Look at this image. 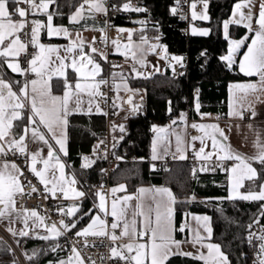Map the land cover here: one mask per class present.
<instances>
[{"label": "snow or ice", "instance_id": "obj_1", "mask_svg": "<svg viewBox=\"0 0 264 264\" xmlns=\"http://www.w3.org/2000/svg\"><path fill=\"white\" fill-rule=\"evenodd\" d=\"M199 2L203 4V11L199 14L193 11L192 18L209 19L207 15L208 0H199ZM56 3L57 0H0V65L6 64L7 69L11 72L24 77L23 80H6L3 75H0V156L6 157L10 152L13 155L24 154L25 162L31 161L29 170L39 178V182L44 185V191L51 193L53 199L56 198L57 192L66 200L69 198L82 199L86 196V193L74 187L77 184L74 175L70 179L65 178V165L60 162V157L55 153L50 141H54L56 145H59V152L67 155L65 129L68 125V116L83 111L84 94L89 97L87 114H91L93 99L97 95H101L103 98V94L99 92V89L102 84H107V81L103 78L96 79L98 76H102L103 69L91 54L85 52V42L79 32L76 33L75 39H72L73 34L67 27L54 26L53 18L56 13L49 11V8ZM106 4L107 0H82L76 11L69 17V20L71 23L77 24L86 16L94 19L97 13L107 15L108 8ZM179 4L180 0H177V6ZM196 6V3L191 4L192 9H195ZM254 7L255 0H244V3H237L234 6L233 19L224 23L226 38L229 23H242L250 33H253L251 37L246 36L238 41H231L228 54L221 58L231 68L233 64L237 63L235 59L237 53L241 48L246 47V51L243 52L239 61V69L246 76L259 77V80L254 83L231 85V88L239 93L236 97L239 108L230 110L228 115L229 117H239L241 120L244 119L245 111H249L251 117L255 118L257 116L255 106L264 104V0H260L258 12H253ZM244 8L248 9L247 13L242 11ZM117 10L147 11L146 8L134 7L130 2L124 3L122 8H117ZM171 12L175 15L177 7H173ZM37 15L46 16V23L39 19H28L29 16L35 17ZM105 23L107 24V22ZM29 25H31L30 30H28ZM42 30H46L49 38L63 36L70 39V45L65 46L63 49L65 53L70 55H61L59 47L42 43L40 40ZM99 31L103 32L104 29H99ZM118 31L123 32L125 29H118ZM192 34L207 36L209 31L207 29L197 31L193 28ZM131 35L132 33L129 31V39H131ZM156 39H159V37ZM141 41L147 43L146 37L141 36ZM113 43L116 42L113 41ZM150 47L152 51H155L158 47L163 46L151 45ZM30 48L33 51H30ZM90 51L91 53H97V49L92 46H90ZM164 51L167 52V49L164 48ZM204 54L201 53V55ZM22 55L27 67H21L20 57ZM99 55L101 59L107 60V56L103 53H99ZM133 58L136 59L135 53H133ZM170 59L178 65H183L184 57L172 56ZM139 62L143 63L142 60ZM113 67L118 66L113 65ZM68 68H71L72 72L76 74L72 80L69 79L66 72ZM133 71H136L135 67H133ZM156 71H159V69H156ZM30 74H34L36 78L29 79ZM136 75L140 76L141 73L136 72ZM54 77L62 80V96L52 95L50 82ZM118 89L119 86H117ZM128 103H131V97H129ZM195 107L199 112L200 103L198 100ZM95 111L106 115L102 112L98 103L95 105ZM131 111L133 113L138 112L139 106L134 105ZM200 115L202 118L210 116L208 113H200ZM181 119H184L183 115ZM21 121L23 122L22 125L14 123ZM191 127L199 129L203 133L201 137H192L193 141L200 139L201 142V147L196 153L197 156L205 161L212 159V152L205 153V147H207L205 137H208L211 139L212 149L214 151L218 149L217 161H236L230 169L224 166L223 163L217 164V167L233 174L227 199L261 202L258 217L247 226L249 229L247 241L256 252L254 264H264V228L261 229L259 235L251 231L253 224H259L260 217H264V135L259 131L256 132V139L253 141L255 152L253 155L248 156L232 150L231 144L227 143L229 138L225 130L220 128L218 124L193 123ZM249 127L252 126L249 125ZM209 129L211 131H208ZM119 131L121 133L125 131L123 125L119 126ZM120 139H123V136ZM37 141L48 147V158L42 159V161H38L39 151L29 149V144ZM180 142L181 138L177 136L178 152L181 151L179 148ZM103 143L104 141L101 140L100 144ZM99 147L98 144L93 148L94 154ZM152 159H158L155 155V149ZM180 159H185V157L181 155ZM52 160L55 161V164L50 165L49 162ZM83 160L85 161L82 164L83 168H89L94 163L88 156H84ZM38 162L43 163L44 168L42 170H37L36 164ZM254 164L257 166H254ZM57 169L59 170V177L56 174ZM23 176V169L15 161L0 160V220L9 222L7 230L13 236L28 237L30 231H35V227L30 229L29 219L38 218L40 225H43V217H38L36 210H17L16 208V197L18 195L22 197L38 191L31 181H27L25 184L21 180ZM244 180L253 183L246 192L242 193L239 189L244 187ZM49 183L51 188L48 187ZM26 188H30L31 191L26 193ZM124 190H126L125 186L119 185L111 189V192L114 195L117 191ZM140 191L143 192L144 190L141 189ZM153 191L154 195L151 198V203H145L141 200L140 203L129 205L128 201L133 200V197L125 196L122 198V203L113 199L110 211L106 195L102 191H98L96 193L99 197L98 210L104 214L105 218H101L98 214L93 217L92 210L85 211L81 215L88 216L91 221L87 227L77 229L75 220L68 219L66 221L61 219L59 227L53 224L50 228H47L51 235H37L36 238L44 240L57 239L74 229H77L75 231L76 237H107L112 242L108 259L118 261L120 264H168L173 256H183L192 260L203 261L204 264H231L228 255L221 250L219 244L204 243L205 240H211L213 233L211 218L208 216L195 218L198 222L203 221L202 227L206 236L201 235L198 228L194 230V238L191 241L176 240L175 233L185 231L184 226L177 228L174 224L176 198L168 188H157ZM69 193H71V197ZM44 198L48 199V196L45 195ZM118 203H121L119 208ZM57 211L71 218L81 212V206L73 204L67 209L59 207ZM109 215L112 217L110 223L107 220ZM17 221L22 222L24 227L16 229L11 226ZM33 225H36L35 220H33ZM118 229L119 235H117ZM145 237H147L146 241ZM125 240L126 243H116ZM254 240L260 241L258 246L253 243ZM16 242L17 244L20 243L19 240ZM183 244H191L193 248L199 245V249L195 253L184 251ZM84 246H89L86 240ZM200 249H206L207 251L205 253ZM72 251L79 264H83L78 249L73 246ZM32 258V256L28 257L29 260H32ZM12 264H16L15 259H13ZM59 264H71V259L67 262L60 261ZM92 264H95V262H92Z\"/></svg>", "mask_w": 264, "mask_h": 264}, {"label": "trees", "instance_id": "obj_2", "mask_svg": "<svg viewBox=\"0 0 264 264\" xmlns=\"http://www.w3.org/2000/svg\"><path fill=\"white\" fill-rule=\"evenodd\" d=\"M239 1L242 0H211L208 7L209 20L200 22L210 29V34L197 36L183 32L190 18L181 19L178 15L177 0H110L112 10L122 8L126 2L134 7L146 8V12L128 11L132 17L139 18L140 23L128 21L125 17H111L114 26L140 27L135 32L136 37L160 34L159 39L167 46L169 53L184 56L185 64L177 77L173 76L171 69H165L150 78L129 77L132 88L145 92L144 113L129 118L125 131L119 137L123 136L120 140L122 146L132 143L128 148L129 155H135L137 159L120 163L109 181L112 189L124 185L125 191L129 193L143 186L169 187L176 198L174 219L177 228L185 226L189 214L209 215L213 228L211 240L221 246L231 264H251L253 248L244 232L247 224L258 217L261 202L227 199L228 175L223 169L211 171L209 166L194 164L187 159L173 162L167 170L154 169L143 160L152 153L156 127L178 121L184 114L190 120L199 119L200 113L226 117L230 83L250 79L237 71V63L229 68L221 59L227 54L232 39H240L247 34V29L239 25L229 26L227 38L224 32V22L230 17L234 4ZM173 7H177L175 15L171 12ZM0 75L5 76L2 65ZM55 84L60 87L62 80H55ZM197 100L200 103L199 112L195 107ZM68 135L69 153L66 162L79 183L85 190L104 183L107 180L104 171L106 156L94 154L93 147L96 141L106 135L105 116L70 115ZM84 156L94 161L89 168L82 167ZM205 168L207 170H202ZM250 186L252 183L247 184V187ZM96 200V194L85 196L77 218V229L90 221L88 216L81 215L82 212L92 210L91 214H95ZM260 220L264 222V217H260ZM184 233L187 230L177 231V238H184ZM17 240L29 264L69 261L66 251L57 247L59 239L45 241L28 236ZM29 256L33 257L32 260L28 259ZM13 259L16 264H20L12 247L0 235V264H12ZM168 264L203 263L183 256H173Z\"/></svg>", "mask_w": 264, "mask_h": 264}, {"label": "crops", "instance_id": "obj_3", "mask_svg": "<svg viewBox=\"0 0 264 264\" xmlns=\"http://www.w3.org/2000/svg\"><path fill=\"white\" fill-rule=\"evenodd\" d=\"M210 1L211 0H208V7H209ZM81 2H82V0H57V3L54 5H51L49 8V11L56 13V15H54V18H53V24H54V26L67 27L69 29V31L72 32V34H73L72 39H75L76 33L79 32L81 38L85 42V49H84L85 52L91 54L93 56V58L101 64V67L103 69L102 76H98L96 79L99 80L101 78L105 79L106 77H109L111 82H112V85L114 86V88L116 90H117V86H119V89L117 90L116 101L120 107L126 108L124 103L125 102L128 103L129 97H131V103H129V104H132L133 95H135L137 92H139V90L132 88V86L129 82V77L150 78V77H153L154 75L164 71L165 69L173 70V68L175 69L176 67L182 68V66L185 64V60H183L182 66L176 64L175 61H171L170 58L172 56H181V57H184V56L179 55V54L169 53L167 46L164 43H162L160 41V39H156L157 37L144 36L147 39V43H143L141 41V36L136 37L135 33H134L133 36L131 35V39H129V33L127 31H123L127 34V36H128L127 39L118 40L112 35V36H110L109 46L101 47L98 44V41L101 39H104V38H108V32H107L108 17H107V15H108L109 11L111 10L110 0H107V4H106V7L108 8L107 15L97 13V14L103 15L102 18H99L97 16V14H95L94 19L86 16V18L81 20L79 23L73 24L70 22L69 17L76 11V8L79 6V4ZM192 3H196L197 6L195 9L191 8ZM237 3H244V0L239 1ZM237 3H235L234 6ZM85 6H87V5H85ZM234 6L232 8V12H231L230 17L225 22H228V21L233 19V16H234L233 14L235 11ZM193 11H195L197 14H199L201 11H203V4L200 3L199 0H190L189 9H188V17L189 18L191 17L192 22L189 23V25L187 27V32L189 34L193 35L192 34L193 28H195L197 31L202 30V29H207L209 31V34H210V29L207 26H203L200 24V22H206L209 19H207V20H201L198 18L193 19L192 18V12ZM242 11L247 13L248 9L244 8V9H242ZM253 12H258V10L257 11L253 10ZM207 15L209 17L208 9H207ZM237 18H238V16H237ZM28 19H39L42 22L46 23V16H43V15H37L35 17L29 16ZM105 22H107V24ZM230 25H239V26L244 27V25L242 23H229L228 28ZM114 28H115V33L121 32V31H118V29H125L124 27H118V26H115ZM99 29H104V31L101 32V31H99ZM227 31H228V29H227ZM224 32H225V29H224ZM252 35H253V33H250L247 29V34L244 37H246V36L251 37ZM197 36H200V35H197ZM53 39H62V40L61 41H52ZM240 39H242V38H240ZM240 39H232L231 41H238ZM40 40L42 43H44L46 45H53V46L59 47L61 49V55H70V54L65 53L63 51L65 46L70 45V43H71L70 39L64 38L63 36L49 38L47 36L46 30H42L41 34H40ZM113 41H115L116 43L114 44ZM249 42H250V40H249ZM151 45H162L163 47H158L155 51H152L151 47H150ZM90 46L95 47L97 49V53H91ZM229 47H230V45H229ZM164 48L167 49V52L164 51ZM244 51H246V47H243L240 49L239 53H237V55L235 56V59L237 61V71L239 73H241L242 75L246 76L244 73H242L240 71L239 66H238L239 61L242 58V54ZM99 53H103L104 55H106L107 60L105 61V60L101 59ZM133 53H135L136 59L133 58ZM227 54H228V52H227ZM21 57H20V60H21ZM109 58L117 60L118 61V67L109 68L107 66V61ZM141 60L143 61V63L139 62ZM170 64L172 66H169ZM2 66L4 67V74H5L4 77L6 80H15L14 78H16V80H23L24 79V77L20 76L19 74L13 73L9 69H7L6 64H4ZM21 67H23L22 61H21ZM89 67H91V66H89ZM133 67H135L136 71H133ZM156 69H159V71H156ZM66 72H67L68 76L71 77L70 80H72L74 78V76L76 75L72 72L71 68H68L66 70ZM136 72L141 73V75L137 76ZM246 77H249V76H246ZM249 78L250 79L241 80V81H234V82L230 83L229 90H228V108H227L226 117H221L217 114L208 113V114H210V116H205L203 118L200 116V118L197 120H190V119H188L187 115L184 114L183 115L184 119L180 118L178 121H175V123H173V121H172L169 124L156 129L153 148H152V154H154V149H155V155H157L158 158L165 157L169 154H176L179 157L181 155H183L186 158L189 154H192L195 157V160L197 162H199L200 164H202V163H208L209 164L212 161L217 160L218 149L215 151L212 149V147H211L212 142H211V139H209L208 137H205V144L207 145V147H205V153L212 152L213 153L212 159L209 161H205L200 156L196 155V153L199 151V149L201 147V142H200V139L193 141L192 137H201L203 135V133L199 129H195V128L191 127V125L193 123H195V124H218L220 128L225 130V133L229 138L227 143L231 144L233 151H239L241 154L248 155V156L253 155L255 152V148L253 147V141L256 139V132L259 131L262 133V135H264V104H257L255 106L256 112H257V116L255 118L251 117V113L249 111L244 112V119H242V120L239 117H236V116L229 117V115H228L230 110H234L235 108H239V103L236 100V97L239 95V93H236L235 90L231 88V85L236 84V83H249V82L254 83V82H257L259 80V77H257V76H252ZM55 80H61V79L54 77L52 79V81L50 82L52 95L62 96L63 95L62 84L60 85V87H57L55 84ZM97 98H98V95L93 99V111H92V113L87 114V105H88L89 97L86 94H84L83 105H82L83 111L82 112H76L74 114L104 115V114L97 113L95 111V105L97 104ZM71 106H72V104L70 102V107ZM100 109L103 112V109L101 107H100ZM71 115H73V114H71ZM69 116H68V118H69ZM217 117H219V119H217ZM14 123H18L21 125L23 124L22 121L21 122H14ZM249 125H251L252 127H249ZM208 131H211V130L209 129ZM65 133H66V138H67L66 139L67 155H64L62 152H59V145H56L54 141H50V142L53 145L55 153L57 155H59L60 162L65 165V167H64L65 178L70 179L74 175V173L69 169V166L66 162V157L68 156V153H69L68 125L66 126ZM177 136H180V138H181V142L179 144V148L181 149V151H179V152L177 151V147H178ZM29 149L30 150H37L40 152V157H38V161H42V159L48 158L47 157L48 147L46 145H44L42 142L37 141L34 143H30ZM220 154H223V153H220ZM201 155H203V154H201ZM0 160H4L3 156H0ZM233 162H234L233 164L228 166L229 169L232 166H234V164L236 163V161H233ZM30 163H31L30 160L27 161L28 167H29ZM49 163H50V165H52V164H55V161L52 160ZM36 167H37V170H42L44 168V165L42 162H38L36 164ZM56 174H57V177H59V170L58 169L56 170ZM227 175H228V196H229L233 174L229 171V172H227ZM75 178H76V176H75ZM76 180H77V184L74 185V187H76L78 190L84 192V190L82 189L77 178H76ZM243 183H244V187L239 189V191L242 193L246 192L248 190L249 187H247V184H250L253 182L248 181V180H244ZM48 187L51 188L50 183L48 184ZM157 188H162V187L161 186H143V187H140L136 192H133V193L126 192L125 190L124 191H117L114 194L113 199H116L122 203L123 197L131 196V197H133V200L128 201L129 205L140 203L142 198H146L145 202H148L149 201L148 198L150 197L149 192L152 193V195H153L154 194L153 190L157 189ZM141 189H143L144 191L141 192L140 191ZM141 195H142V197H141ZM69 196L71 197V193H69ZM84 198H82V199H75V198L67 199L66 203H65V206H66L65 209H67V207H69L73 204H79L82 207V201L84 200ZM137 198H139V199H137ZM113 199L108 200L106 197L109 211H110L111 202ZM16 200H17V203H16L17 210L23 209L22 205L20 204V196L19 195L16 197ZM231 200H236V199H231ZM121 203H118V205H117L118 208L121 206ZM95 204H96L95 205L96 211H95V214L93 215V217L98 214L101 216V218H105L104 214L102 212H99V210H98V205H99V197L98 196H97V200H96ZM37 213H38V217H43V225H40L38 218H30L29 219V227H30V229L35 227V231L34 232L30 231L29 236L36 237L37 235H40V236L51 235V233H49L47 231V228H50L51 225L47 224L46 219L41 212L37 211ZM78 214H79V212L76 214V216H74L76 223H77ZM203 216H209V215H206V214H189L187 216L186 224L184 227L187 230L188 236L193 234L194 230H196L195 228L191 230L188 225L191 226L193 224V222L197 221L195 219L196 217H203ZM33 220L36 221L35 226L33 225ZM89 223H91V221H89L84 227H87V225ZM198 223L200 224V221ZM174 224H175V219H174ZM11 226L16 228V229H21L24 227L23 223L20 221H17L15 224H13ZM0 227L17 244L16 239L21 238V237L13 236L7 230L9 227V222L7 220H0ZM84 227H80L78 229H82ZM76 230L77 229L72 230V233L75 234ZM199 231L201 232L200 228H199ZM175 236H176V233H175ZM204 236H206V233H204ZM57 239H59V238H57ZM57 239H49V240H57ZM40 240H44V239H40ZM204 243H208V240H205ZM18 247H19V245H18ZM68 259L70 260V258H68ZM202 263L204 264L203 261H202ZM71 264H79V262L77 261V259H71Z\"/></svg>", "mask_w": 264, "mask_h": 264}, {"label": "built area", "instance_id": "obj_4", "mask_svg": "<svg viewBox=\"0 0 264 264\" xmlns=\"http://www.w3.org/2000/svg\"><path fill=\"white\" fill-rule=\"evenodd\" d=\"M189 3L190 0H180V4L178 7V15L180 17H184L181 19H187L188 18V9H189ZM87 7V6H85ZM118 8V7H117ZM110 10L107 17H108V38H104L98 41V44L101 47H107L109 46L110 42V36H114L118 40H125L128 38L127 34L125 32H118L115 33V26L114 21H112L111 17H125L128 21H135L136 17H132V15L128 11L123 10ZM99 18H102L103 15L97 14ZM31 20V19H29ZM31 25H29L28 30H30ZM184 33L187 32V28L183 29ZM153 37H160V34H156ZM30 51H33L31 48ZM22 65L23 67H27V65L24 63V57L22 55L21 57ZM113 65L118 66V61L115 59H108L107 66L109 68H112ZM182 69L179 67H176L173 70V76L177 77L181 74ZM29 79L36 78L34 74H30ZM104 80L107 81V84H102L100 86L99 92L103 94V98L101 95H98L97 103L99 106L103 109V113H106V135L96 141L94 144V147L96 145H100L99 149L95 152L97 155H105L106 156V165H105V174H106V181L102 184H96L91 187L90 190H85V188L81 185L82 189L86 193V196H90L91 194H96L98 191H102L108 200H111L114 198V195L111 192V183L109 181L110 176L114 173L116 167L124 162H132L137 159L135 155H129L128 148L132 145V143H129L128 146H122L120 142V131L119 126L123 125L125 128V125L129 118L138 116L140 114H143V104L146 100V96L142 92H137L135 95H133L132 104L124 103L125 107H120L117 104V90L112 85V82L109 77H106ZM134 105L139 106V111L133 113L131 111L132 107ZM103 140L104 143L100 144V141ZM115 145V147H113ZM93 147V148H94ZM153 154H148L143 158L145 162L150 164V166L154 169H169L173 162L180 160V157L176 154H169L165 157L158 158L156 160L152 159ZM119 157V159H118ZM3 159L8 160L9 162L15 161L17 165H19L23 171L24 176L21 177V180L27 183V181H31L32 185H34L37 188V192L32 193L31 195H24L20 196V204L22 205L23 209L28 210H36L41 212L48 225L56 224L57 227H59V221L61 219H65L66 221L68 219L75 220L74 217L68 218L64 216L62 213L57 211V208L64 207L66 203V199L62 198V195L57 192L56 198L53 199L51 196V193L44 191V185L39 182V179L29 170V167L27 166V163L25 162V156L24 154L20 155H13L11 152L6 156L3 157ZM185 159L192 161L194 164H198L195 160V157L192 154H189ZM218 163H223L224 166L228 167L229 165L233 164V161H223L219 162L217 160L212 161L211 163H202L204 166H209V169L211 171H215L218 169H222L221 167H217ZM214 169V170H213ZM102 186V187H101ZM26 193L30 192V188L25 189ZM45 195L48 196V199H45ZM96 205V204H95ZM107 220L109 223L112 221V217L108 216ZM253 221H250L247 226L252 223ZM264 228V223L260 220L259 224H253V227L251 231L257 233L259 235L261 233V229ZM63 231V229H61ZM0 234L2 237L9 243V245L12 247L13 251L18 257V260L20 264H29L27 258L21 251V249L18 247V245L14 242V240L3 231V229L0 227ZM245 237L247 239L249 235V229L246 227V230L244 232ZM117 235H119V229L117 230ZM85 240L88 247L84 246ZM147 240V237H145V241ZM117 244L126 243L125 241H117ZM254 244L257 246L259 245L260 241L254 240ZM58 247L64 251H66L68 258L70 259H76L75 254L72 251V247L75 246L79 253L81 260L83 261V264H92V262H95V264H120L118 261L110 260L108 259L110 255V247L112 245V242L107 237H93L88 236L87 238L84 237H76L74 233L68 232L66 235L60 236L58 241ZM250 245V244H249ZM250 247H252L250 245ZM253 248V247H252ZM103 257V258H102ZM256 259V252L253 249V253L251 256V264H254V260Z\"/></svg>", "mask_w": 264, "mask_h": 264}, {"label": "rangeland", "instance_id": "obj_5", "mask_svg": "<svg viewBox=\"0 0 264 264\" xmlns=\"http://www.w3.org/2000/svg\"><path fill=\"white\" fill-rule=\"evenodd\" d=\"M259 2H260V0H255V7L253 8V10L254 11H257V10H259ZM234 15V14H233ZM192 21H191V17H190V23H191ZM141 28L140 27H137V26H130V27H127V28H125V31H127L128 33H129V31L132 33V36H133V34L135 33V32H137L138 30H140ZM137 90H139V92H142L144 95H145V92L143 91V90H141V89H139V88H137ZM159 127H156V129H158ZM162 188H168V189H170L169 187H167V186H161ZM171 190V189H170ZM171 192L173 193V191L171 190ZM174 194V193H173ZM149 195H150V197L148 198V202H145V200H146V198H142V200L145 202V203H151L152 202V196L154 195H152V193H150L149 192ZM141 197H142V195H141ZM174 211H175V208H174ZM208 217H210V216H208ZM202 225H203V221H200V224L197 222V221H195V222H193V224L190 226V225H188L189 226V228L192 230V229H197V228H200L201 229V235H204V231H203V227H202ZM212 226V225H211ZM185 230H186V228H185ZM185 234V233H184ZM194 238V232H193V234H191L190 236H188L187 235V233L184 235V238H177V236H175V239L176 240H178V241H185V240H188V241H191L192 239ZM208 242H211V243H216V242H214V241H212V240H210V241H208ZM216 244H218V243H216ZM182 248H183V250L184 251H192V252H197V249H199V245H197L196 246V248H193L192 246H191V244H183L182 245ZM201 251H204L205 253H206V249H200ZM222 250V249H221Z\"/></svg>", "mask_w": 264, "mask_h": 264}, {"label": "water", "instance_id": "obj_6", "mask_svg": "<svg viewBox=\"0 0 264 264\" xmlns=\"http://www.w3.org/2000/svg\"><path fill=\"white\" fill-rule=\"evenodd\" d=\"M134 22H136V23H140V19L138 18V19H136Z\"/></svg>", "mask_w": 264, "mask_h": 264}]
</instances>
